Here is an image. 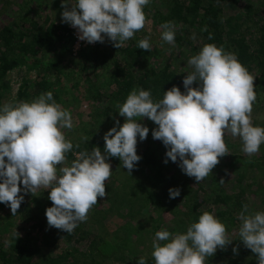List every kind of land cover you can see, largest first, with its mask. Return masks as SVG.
I'll list each match as a JSON object with an SVG mask.
<instances>
[{
  "label": "trees",
  "instance_id": "1",
  "mask_svg": "<svg viewBox=\"0 0 264 264\" xmlns=\"http://www.w3.org/2000/svg\"><path fill=\"white\" fill-rule=\"evenodd\" d=\"M3 1L4 4H11V0ZM20 1L19 7L25 8L28 14L33 15L36 9H45L47 5L50 13L44 16L42 23L29 16L19 15L17 22L0 27V105L13 101H32L46 92H51L53 99L61 105L65 98H77L73 96V91L82 89L83 95L78 96L81 99L83 96L88 105V111L85 112L87 124L83 128V136L70 139L74 147L66 154L68 166L75 159L74 154L80 151L99 147L103 154L104 134L114 126L116 120L121 125L124 122V117L117 114L119 109L116 106L122 104L134 88L151 90L154 100L161 99L163 92L173 86L183 92L182 81L190 72L187 70V61L205 44L223 46L225 51L237 55L239 62L255 78L256 100L252 111L257 106L259 109V104H264V0H151L144 11H147L158 33L156 42L150 40V51L137 48L139 40L149 37L142 28L120 48H116L114 42L107 46L96 43L81 48L76 56L71 52L73 39L68 24L61 19V13L65 10L61 7L64 0ZM34 4L37 6L33 7ZM68 5L66 7L69 9ZM168 21L176 24L175 45L161 40L160 25ZM205 28L206 31L203 30ZM209 35L212 36L211 40ZM67 58L69 66H63ZM15 70L23 72L25 78L15 97L10 98V85L6 76ZM145 121L149 128L148 137L143 141L137 137L136 145L137 155L141 159L129 172L123 167L122 161L109 157L107 162L111 164L113 173L105 182L106 195L98 197L97 204L90 209L91 219L96 222L101 216L107 220L109 215L117 213L111 216L123 218L118 229L106 233L98 225L97 231L93 233L91 226L84 229L86 224L80 223L71 234H67L50 227L45 211L52 206V202L48 198L49 192L44 194L42 191L38 197L24 199L15 215L8 212L6 204H0V227L1 221L13 227L6 241L0 239V264H107L113 259L118 264L119 261L125 263L123 257L116 258L115 255H133L134 245L144 238L146 232V222L140 221L144 214L158 222L163 220V215L168 216L173 227H166L167 230L184 231L203 212L212 213L211 210L199 211L201 199L215 206L216 210H220L219 206L223 205L225 209L217 211L215 217L221 221L235 222L236 217L231 216L232 212L239 213L242 206L247 204L245 195L254 185V181L245 183L243 172L248 164L253 166L254 161L251 163L252 160L244 161L241 158V168L234 171L238 183L237 193L213 190L203 199L199 192L207 193L202 189L204 184L208 182L211 186L216 185L211 177L225 170L224 165L227 164L222 161V157L211 174L198 183L195 178L182 173L178 167L179 161L164 163L166 148L151 135L152 129L157 126L147 118L139 122L144 125ZM62 131L71 138L75 129L70 130L72 133H68V129ZM229 160L231 164L241 161L234 155ZM254 160L264 167V149L262 157ZM109 182L112 184L110 189L106 188ZM195 184L197 189L194 188ZM169 188H179L180 196L169 199ZM145 209H152L157 214L151 216L144 213ZM15 229L17 236L14 235ZM152 231L155 234L159 230L154 227ZM59 242L61 248H65L56 255V249H60ZM83 245L81 251L78 246ZM246 254L242 252L235 259L223 260L222 256L226 254L216 252L207 264L217 261L244 264L243 256ZM137 261L135 259L132 264H137ZM146 264H155V261L152 258L146 260Z\"/></svg>",
  "mask_w": 264,
  "mask_h": 264
},
{
  "label": "clouds",
  "instance_id": "2",
  "mask_svg": "<svg viewBox=\"0 0 264 264\" xmlns=\"http://www.w3.org/2000/svg\"><path fill=\"white\" fill-rule=\"evenodd\" d=\"M150 3L151 0H64L61 19L77 30L79 41L104 43L107 38L120 48L144 28V9ZM160 28L161 40L175 45V22H164ZM137 48L150 51V37L139 40ZM187 64L191 71L182 81L183 92L173 86L163 92L161 99L154 100L151 90L134 88L116 106L124 122L121 125L116 120L104 134L103 154L99 147L80 151L74 154L70 166L66 154L74 145L62 130L74 127L72 115L53 99L51 92L32 101L0 105V204L9 206L15 215L24 200L21 193L49 190L52 206L45 211L47 224L71 234L87 220L97 198L106 195L105 182L113 173L108 158H118L129 172L141 159L136 152L137 137L143 141L149 134V128L139 122L144 118L157 126L151 135L166 148L164 163L179 161L182 173L198 183L211 174L220 157L228 155L226 133L240 138L245 154L257 153L264 144V127L252 122L255 78L237 55L223 46L205 44ZM194 84L196 87H192ZM219 183L225 182L221 179ZM168 195L175 199L180 189L169 188ZM237 218L239 240L256 254L257 264H264V211H252L245 204ZM14 235L17 236L16 229ZM232 241L226 226L205 211L184 232L166 228L157 231L151 255L155 264H207L218 248L224 249ZM232 251L238 254L237 248ZM137 264H146V258H139Z\"/></svg>",
  "mask_w": 264,
  "mask_h": 264
},
{
  "label": "rangeland",
  "instance_id": "3",
  "mask_svg": "<svg viewBox=\"0 0 264 264\" xmlns=\"http://www.w3.org/2000/svg\"><path fill=\"white\" fill-rule=\"evenodd\" d=\"M158 1V0H157ZM11 4H4L3 0H0V27L3 26V24H9L12 22H17V17L19 15H26L29 16L30 18H32L33 20H35L38 23H42L44 16L47 13H50L49 7L48 5L45 6V9H41V10H37L34 11L33 15H35V18L32 14H28L26 12L25 8H20L19 5L21 4L20 0H11L10 1ZM33 7L37 6L36 4L32 5ZM69 9H71V4L68 5ZM148 7V5L146 6ZM146 9V8H145ZM144 9V10H145ZM16 10V12H15ZM146 14V23L145 26L143 28L144 34L149 35L150 40L154 43L156 42L155 39L157 37V31L155 29L154 23L152 22V20L150 19L147 11H145ZM69 25V24H68ZM112 42L109 41L107 38H105L104 43H102L104 46H107L109 44H111ZM69 58V57H68ZM68 58L64 61L63 66H67L68 65ZM68 60V62H67ZM69 66V65H68ZM66 70V69H65ZM187 70H190V67H187ZM68 71V70H66ZM29 75H33L32 73H30ZM28 77V76H27ZM23 72L20 71H13L10 72L7 76H6V80L9 82L10 85V98L15 97L16 92L23 80ZM83 90L82 89H77L75 91H73V96H76L77 98H75L74 100H71V97L65 98V102H63L61 105L63 106V108L67 109L70 111L71 115H72V119H73V124H75V126L73 127L75 129V131L73 132V134L71 135H66V138L68 139H72V137H81L83 136V128H85L86 124H87V117L85 115V112L88 111L87 106L85 104V101L83 100V96L82 99L80 98V96H78L79 94L83 95ZM77 94V95H76ZM259 109L257 107L253 108V111L251 113L252 116V122L256 123L257 126H261L264 127V104H259ZM90 110V109H89ZM84 113V114H83ZM144 126H146V121L144 123ZM148 127V126H147ZM68 133H72V131H68ZM225 144L227 146L228 149V155H225L222 157V161H224L227 165H224V171H220L217 172L216 174H214L211 178L214 179V181L216 182V185L212 186L206 182L204 184V187H202V189H204V191H206L207 193H200L199 195L201 196V198L205 199L206 195L208 194L209 191H213L215 190L216 192H218L219 190H222V192L224 193H228V194H232V193H237L238 191V183L236 180V174H234V171H238L241 167H240V162H242V159L244 161H246V159H250L252 160L251 163L254 164L253 166H249V164L245 167V171L243 172L245 174V183L249 184L252 183L254 181V185L253 187H251L250 192H247V194L245 195L247 198H245L248 207L250 210L255 211V210H262L264 209V167H262V165L260 164V162H255L254 159H259L260 157H262V149H264V144H262L260 146V150L249 156L247 154H245L242 151V141L240 140L239 137H233L230 133H226L225 137ZM231 155L234 156H238L239 160L241 161H236L234 164L229 163V159L231 158ZM258 161V160H257ZM229 163V164H228ZM246 165V164H245ZM262 167V168H261ZM261 168V169H260ZM125 169H123L124 171ZM126 170L123 172L124 174ZM223 179L225 183H219L220 180ZM111 182V181H110ZM107 183L106 184V188H111V183ZM245 184V185H246ZM21 187H23L21 185ZM109 188V189H110ZM194 188L197 189L198 186L195 184ZM107 190V189H106ZM42 191L44 192V194L48 193L49 190H45L44 188H40L38 191H36L35 193L31 194V193H21L24 195V199L28 200L30 198H34V197H38L40 193H42ZM250 195V196H249ZM201 201V205L202 207L199 208V211L201 210H211L213 214L217 213V211H223L225 209V207L223 205L219 206L220 210H216L215 206H212V204L209 203H204ZM7 210L9 213H12L10 210V207L7 206ZM147 214H150L151 216L157 212L154 211L152 209H145V212ZM151 212V213H150ZM238 212L234 211L232 212L231 216L236 217L235 222L231 223L229 221H221L219 218V220L226 226V232L228 234V237L233 240L232 243L230 245H227L224 249H217L216 252H224L226 255L222 256L223 260H225L226 258H237L238 255H240L242 252L247 253L246 256H243V261L244 264H257V256L256 254L252 253L250 249H247L243 242L240 241V237L238 235V231H239V226H240V221L238 220ZM111 215H117L112 213ZM109 215V217L107 218V220H104L105 218H103V216H101V218H97V222L93 221L91 219L92 216V212L91 210H89L88 212V216H87V220L85 222H82L83 224H86L84 226V229H89L91 226V229L93 230V233H95L98 229V225H101V229L104 230L106 233H111L113 231H115L116 229H118L120 227V225L123 223V218H121V216L119 217H113ZM105 216V215H104ZM215 216V215H214ZM155 218V217H153ZM163 220H161V222H158L157 219L156 221L153 219H149V216L144 214V216L142 217V219L140 220L141 223H145V227L144 230H146V232L144 233V238L142 240H140L139 243H136V245H134L133 247V255H121V254H116L115 257L116 258H121L123 257V259L125 260L124 262H120V264H132L135 259H139L141 257L146 258V260H151L153 257L151 255L153 249H152V241L154 238V233H153V229L154 227L157 228V230L160 231V229L166 228V227H173L172 223L170 222L171 218H169L168 216H162ZM140 219V218H139ZM97 224H94V223ZM0 239H3V241H6L9 236H10V231L13 230V227L11 224L1 221V227H0ZM169 229V230H170ZM177 231V230H176ZM186 231V230H184ZM184 231H180V232H184ZM144 243V244H142ZM58 245H60V242L58 243ZM60 249H56L55 254L58 255L60 254L63 249L65 248H61V245L59 246ZM82 247L83 246H78V248L82 251ZM237 248L238 250V254H234L232 249L233 248ZM216 254V253H215ZM77 257V255H76ZM212 261V257L208 258L207 262H211ZM107 264H118L117 261L113 260H109V263ZM212 264H223L222 262H213Z\"/></svg>",
  "mask_w": 264,
  "mask_h": 264
},
{
  "label": "built area",
  "instance_id": "4",
  "mask_svg": "<svg viewBox=\"0 0 264 264\" xmlns=\"http://www.w3.org/2000/svg\"><path fill=\"white\" fill-rule=\"evenodd\" d=\"M68 29H69V31L71 33V36H72V39H73V43H72V46H71V49H72L71 52H72L73 56H76L81 48H85L87 46H94L96 44V43L88 44L86 42L79 41L77 39V30L75 28L71 27L70 25H68Z\"/></svg>",
  "mask_w": 264,
  "mask_h": 264
}]
</instances>
